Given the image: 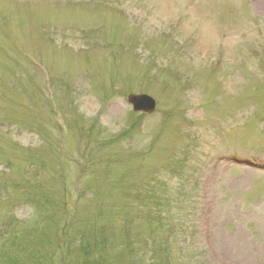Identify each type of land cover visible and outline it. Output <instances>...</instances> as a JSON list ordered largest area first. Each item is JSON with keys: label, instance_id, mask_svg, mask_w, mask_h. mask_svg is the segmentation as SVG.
Returning a JSON list of instances; mask_svg holds the SVG:
<instances>
[{"label": "rangeland", "instance_id": "374dc122", "mask_svg": "<svg viewBox=\"0 0 264 264\" xmlns=\"http://www.w3.org/2000/svg\"><path fill=\"white\" fill-rule=\"evenodd\" d=\"M157 175L178 200L162 215L192 226L173 264H264V0H0L4 262L33 264L63 225L65 245L95 228L119 254L133 222L143 253L162 248L142 190Z\"/></svg>", "mask_w": 264, "mask_h": 264}, {"label": "trees", "instance_id": "16d2710c", "mask_svg": "<svg viewBox=\"0 0 264 264\" xmlns=\"http://www.w3.org/2000/svg\"><path fill=\"white\" fill-rule=\"evenodd\" d=\"M164 187L167 189L169 185H165ZM158 190L157 187L151 189L150 199L153 203L151 206L152 210L149 211L147 217V234L154 236L157 232H161L165 235L166 241L162 248L154 247L150 251L143 253L141 248L137 245L138 241L131 234L132 231L136 233L132 227L133 222L126 224L127 235L123 244L119 247V254L115 255L109 252H114L117 248L107 241L106 234L100 229H92L91 233L89 232L87 237L84 238L85 242L77 246L65 245V238L69 232L67 231L65 234H62L63 230H61L57 233L59 235L58 241L56 246L53 247L54 249L50 254L52 256L49 262L44 263L46 261L44 257H39L36 254L37 258L35 257V260L37 261L34 264H55L53 259H55L58 264H130L132 262H136L137 264H173L177 261V256L173 254V252L176 253L177 249H175V246H173L172 249L170 243L172 242L173 244V240L181 236V234L182 236L186 235V231L184 230L185 225H183L181 221H178L173 213H170L168 216L162 215L160 209L170 208L173 210L178 200L173 199L172 196H165L162 198L158 195ZM177 221L178 223H176ZM136 234L139 235L138 232ZM1 235L0 241H2L3 244L0 246V259L3 258V260L0 261V264H6L4 260L9 256V248L7 244H4L6 233L3 232ZM38 246H40V244ZM14 248H16V253L18 254L25 255L24 253H29L25 252L27 248L25 243L15 246ZM180 250L179 248L177 252H180ZM107 258H110V261H108ZM9 260L11 264H22V261L19 262V259L15 257H10ZM27 261L33 263L31 259H27Z\"/></svg>", "mask_w": 264, "mask_h": 264}, {"label": "water", "instance_id": "95a60500", "mask_svg": "<svg viewBox=\"0 0 264 264\" xmlns=\"http://www.w3.org/2000/svg\"><path fill=\"white\" fill-rule=\"evenodd\" d=\"M128 102L136 112L151 114L155 109L154 100L146 95H130Z\"/></svg>", "mask_w": 264, "mask_h": 264}]
</instances>
